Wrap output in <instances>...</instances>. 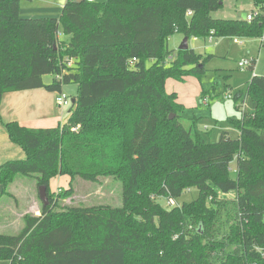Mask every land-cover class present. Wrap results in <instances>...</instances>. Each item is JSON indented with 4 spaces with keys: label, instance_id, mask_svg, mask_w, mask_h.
Returning <instances> with one entry per match:
<instances>
[{
    "label": "trees",
    "instance_id": "16d2710c",
    "mask_svg": "<svg viewBox=\"0 0 264 264\" xmlns=\"http://www.w3.org/2000/svg\"><path fill=\"white\" fill-rule=\"evenodd\" d=\"M23 1L0 0V108L7 93H63L76 84L78 94L65 125L5 124L25 159L0 166L3 195L18 176L31 177L46 188L47 204L40 216L24 217L18 235L0 234V261L264 264V77L248 83L238 138L223 132L215 143L165 90L169 79L201 77L212 58L178 49L169 62L170 37L262 38L264 14L251 23L214 19L224 0H68L58 18L29 19L21 16ZM254 4L264 13V0ZM57 177L70 179L64 195L50 191ZM106 177L122 183L121 207L60 209L76 179ZM187 189L198 191L197 199L177 208L152 199L182 201Z\"/></svg>",
    "mask_w": 264,
    "mask_h": 264
},
{
    "label": "rangeland",
    "instance_id": "374dc122",
    "mask_svg": "<svg viewBox=\"0 0 264 264\" xmlns=\"http://www.w3.org/2000/svg\"><path fill=\"white\" fill-rule=\"evenodd\" d=\"M49 1L55 4L54 7L56 9H62V1L67 0ZM95 1L98 4H103L107 0ZM24 3L30 4L31 2L24 1ZM257 10L254 0H224L222 8L213 13L212 17L217 20L248 22V16ZM58 12L56 11L55 15L50 16H57L58 14L60 16L61 13ZM263 37H216L212 43H208L205 38H191L189 40V48L194 49L197 54L202 55L204 58L212 56L205 64L206 71L199 78L189 76L183 81L169 79L166 82V92L178 95L180 98L179 103L183 106L185 115L191 119V122L195 124L197 132L208 142H217L224 131L229 132L232 138H238V126L243 115L242 100L236 103L234 98L230 100L226 99L225 94L229 93L234 97L237 93H243L244 101L248 90V83L252 77L254 75L264 77ZM184 38L180 33L170 37L168 42V50L171 52L169 62L177 57L178 49ZM253 59L257 61L254 72L248 68L242 69L239 67L241 62ZM52 79V76H47L44 81L51 83ZM226 86L227 89L225 91ZM214 87L216 93L212 94L211 91ZM63 90L65 95L71 100L78 94V85H66ZM206 97L209 98V106L202 104V100ZM184 124L189 126L191 123L189 124L187 121H184ZM232 167L233 169L235 168V166ZM69 180L68 177L53 179L50 183L51 193L58 194L61 190L62 195H64V191L70 187ZM39 192L40 190L35 179L25 176H18L16 178L9 188V193L17 199L8 196L0 204V210L3 212L7 208H10V203L14 205V208L10 209L13 217L0 214V234L18 235L22 231L24 228V218L19 219L14 214L22 212L23 214L33 216L32 208L35 206L41 208L42 205ZM198 194L196 190L189 194L185 193L181 203L192 202L197 199ZM60 203V209L98 206L118 208L123 204L122 183L110 177L101 178L97 183L76 179L71 195L67 198H61ZM0 264H8V262L0 261Z\"/></svg>",
    "mask_w": 264,
    "mask_h": 264
},
{
    "label": "crops",
    "instance_id": "0c3cea01",
    "mask_svg": "<svg viewBox=\"0 0 264 264\" xmlns=\"http://www.w3.org/2000/svg\"><path fill=\"white\" fill-rule=\"evenodd\" d=\"M67 1H62V4L64 5V3H66ZM26 2H31V3L30 4L24 3V1L21 3V16L23 18H29V19L55 18V17L58 18L59 14L57 16H50V15H55L56 11H59L58 13L62 12V9H56L54 7L55 4L49 0H27ZM56 97H57V93L48 92L44 89L13 92L4 95L0 108V119H1L0 120V166L11 160H20L25 158L24 151L18 145L14 144L9 138V135L5 128L6 123L17 122L29 128H39V129L56 128L60 125L62 126L67 124L70 118L71 106L67 108L60 107L56 102ZM178 99L180 102L179 97ZM69 185H70V180H69ZM0 191H1L0 204L4 200V198L8 196L17 199L11 194L3 195V188L1 185H0ZM9 207L10 208H7L5 212L0 210V214L13 217V214L10 211V209L14 208L13 203L12 205L10 203ZM32 210H33L32 214L34 216H40V207L35 206L34 208H32ZM21 213L22 212H19L18 214ZM18 214L15 213L14 215H17L19 219H23L24 216L27 215L23 213L21 215Z\"/></svg>",
    "mask_w": 264,
    "mask_h": 264
},
{
    "label": "built area",
    "instance_id": "2783aa9c",
    "mask_svg": "<svg viewBox=\"0 0 264 264\" xmlns=\"http://www.w3.org/2000/svg\"><path fill=\"white\" fill-rule=\"evenodd\" d=\"M85 2L87 3H95L96 1L95 0H84ZM262 14L261 11H256V12H253L252 14H250L248 16V22H252L254 21L255 19H257L258 17H260ZM192 16V13H188V17H191ZM59 36L61 37V35L59 34ZM215 39V36H214V32H211L210 35L208 36V38L206 39L209 43H212ZM237 42V41H236ZM262 44L264 45V37H263V40H262ZM252 64V61H249V60H246V61H243L239 64V67L242 68V69H245V68H249ZM67 66L68 67H72L73 66V59H69L67 60ZM58 80L61 79V77H57ZM225 98L230 100V99H233L234 97L231 95V94H225ZM56 102L57 104L60 106V107H64V108H67V107H70L71 106V100L69 97H67L64 93H57V97H56ZM202 104L204 106H208L210 104L209 102V98L206 97L202 100ZM242 108H243V112L246 110L247 108V103H246V100L242 101ZM80 129V126H77L75 128L72 129L73 132H78ZM193 192V190L191 189H187L186 190V194H189ZM223 198H232L231 195H228V194H223L222 195ZM152 199L154 200H159V201H162L164 203V205L168 208V209H173V208H177V207H180L181 206V201L177 200V199H174V198H171V197H167V198H164V197H161V198H158V197H155L153 196ZM210 201H212V198H210ZM258 251L260 252V249H258ZM262 256L264 257V253H262Z\"/></svg>",
    "mask_w": 264,
    "mask_h": 264
},
{
    "label": "water",
    "instance_id": "95a60500",
    "mask_svg": "<svg viewBox=\"0 0 264 264\" xmlns=\"http://www.w3.org/2000/svg\"><path fill=\"white\" fill-rule=\"evenodd\" d=\"M84 0H74L75 3H81ZM65 4V3H64ZM189 49V39L188 38H184L181 46L179 47L180 51H186ZM73 102V101H72ZM175 118L174 115L170 116V119L173 120ZM40 200L44 203L47 204V195H46V188L45 187H41L40 188Z\"/></svg>",
    "mask_w": 264,
    "mask_h": 264
}]
</instances>
